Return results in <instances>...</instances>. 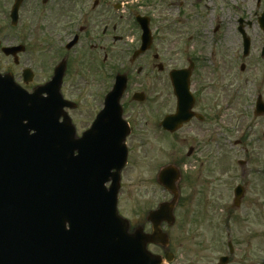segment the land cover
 I'll use <instances>...</instances> for the list:
<instances>
[{
  "label": "flooded vegetation",
  "instance_id": "flooded-vegetation-1",
  "mask_svg": "<svg viewBox=\"0 0 264 264\" xmlns=\"http://www.w3.org/2000/svg\"><path fill=\"white\" fill-rule=\"evenodd\" d=\"M222 1L233 2L236 16L234 37L225 39L220 35L215 43L212 38L208 44L209 53L215 57L217 47L223 48L224 45L234 43L237 46L234 47V52L227 54L230 60L224 57V66L220 60L214 62L213 68L210 67L214 75L212 79L220 82H213V79L208 83L199 72V69L205 71L208 67L207 57L193 54L185 59L186 64L181 65L173 59L163 58L160 53L165 50L168 42L171 41L174 46L179 41L176 34L180 30L178 24L181 18L193 17L198 20L204 14L203 6L206 18L210 12L221 7ZM215 13L217 21L211 26L213 36L225 29L221 26L219 12ZM263 21L264 0H0V73L13 78L29 93L38 91L41 96H46L59 91L68 102L65 109L78 135L87 131L98 112L103 109L106 95L114 87L119 74L127 75L128 86L122 106L124 118L132 128L128 137L129 148L131 149L134 139L149 153L156 150L158 139L161 141L160 145H164L162 148H166V152L157 154L160 161L156 158L150 165L149 174L151 180L156 181L160 169L169 165L174 175L179 176L175 218L184 200L182 186L185 182L194 208L208 213L209 207H221L223 213L218 218L222 220L218 221L217 228L221 231L219 237L222 238V255L212 264H217L223 255L229 256L226 262L231 264L235 262L234 255H237L235 251L238 248L235 240L226 242L224 213L228 218L233 211L231 209H235V212L246 209L247 219L258 216L260 208L257 203L264 201V166L258 163L261 159L254 152L253 144L247 142L252 135L248 134L250 123L245 124L241 139L234 141V144L239 142L238 144L243 145L244 158L239 157L236 165L223 166L221 159L224 156V146L217 139L216 129L222 127L223 116L232 107L230 105L227 108V102H218L222 98L218 91L223 88L221 80L230 77L231 61L237 56L241 60L240 70L243 73L255 68L262 75L260 86L255 88L258 96L253 112L256 118L264 117L257 116L255 112L258 99L264 101ZM145 34L149 37V43L146 39L143 40ZM143 45L145 49H142ZM170 50L173 49L169 46ZM174 69H183L186 73L182 76L189 75L191 100L185 95L181 105L178 104L176 85L170 73ZM156 70L167 81L162 93L165 107L159 119L153 108L151 84V75ZM49 82L48 90L45 86ZM255 82L259 83L258 80ZM244 87L245 84L243 89ZM69 90L73 92L70 93ZM136 93L140 95L135 97ZM83 103L91 104L87 106V111L83 109L87 122L80 126L79 120L74 118V112L80 110ZM133 104L142 107L146 105L149 109L137 110L132 107L129 114L127 107L130 108ZM164 118H167L166 128L160 124ZM220 174L233 180L226 192H222L221 187L217 192L215 188L221 183ZM164 191L168 197L159 199L155 206L148 207L145 210V220L141 223L134 224V218L123 212L122 198H119L120 211L130 220L131 233L135 229H142L145 234H152L154 224L160 225L159 228L169 235L170 246L149 244V247L154 253L166 258L170 255L175 261L177 255L172 250L171 234L167 228L176 224L171 225L168 221L159 224L150 219L152 210L162 202L174 199V194ZM215 194L217 198L212 197ZM152 202L143 201L142 207ZM213 219L214 217L206 215L201 220L215 222ZM229 223L230 221L227 227ZM228 235L231 237L230 233ZM248 246L243 250L246 255L241 256V263L246 261L264 264L260 258L263 244ZM254 250L258 255H251Z\"/></svg>",
  "mask_w": 264,
  "mask_h": 264
},
{
  "label": "water",
  "instance_id": "water-1",
  "mask_svg": "<svg viewBox=\"0 0 264 264\" xmlns=\"http://www.w3.org/2000/svg\"><path fill=\"white\" fill-rule=\"evenodd\" d=\"M180 73H173L177 74L179 105L185 95L190 97L186 78ZM1 84L0 264H165L147 244L168 245V236L163 235L165 240L158 226L153 236L138 230L130 233L128 221L118 214L121 170L127 163L126 138L130 134L120 105L126 79H118L108 95V110L91 129L97 134L88 135L89 131L79 141L57 121L64 115L65 123L72 125L59 91L44 101L34 95L11 96L13 90L5 92ZM256 112L264 113L260 99ZM107 118L117 125L102 135ZM78 145L82 149L76 156ZM110 178L113 183L106 188ZM178 178L169 165L161 169L159 183L175 198L152 214L156 220L173 222Z\"/></svg>",
  "mask_w": 264,
  "mask_h": 264
},
{
  "label": "rangeland",
  "instance_id": "rangeland-1",
  "mask_svg": "<svg viewBox=\"0 0 264 264\" xmlns=\"http://www.w3.org/2000/svg\"><path fill=\"white\" fill-rule=\"evenodd\" d=\"M224 3L222 1L221 7L215 11L219 12L221 26L225 28L221 33L217 36L212 35L213 28H211V26L217 21V13L210 12V14L206 16V19L205 7L203 6L204 14L202 17L197 18L198 20H195L193 17L190 19L185 17L181 18L180 24H178L180 30L176 34L177 40L179 41L174 43V46L171 44V41L166 44L165 50L160 53L163 58L167 60L173 59L175 63H180L182 65L183 63L186 64L185 59L193 54L207 57L206 60L209 61L208 67H206L205 71L199 69V72H201L206 82L211 83L214 79H212L214 75L210 67L213 68L214 62H219L220 60L224 66V57L230 60L227 54L234 52V47L237 46V43H234V45H224L223 48L217 47L216 49L218 50L215 60V57H212L208 50V44H210L212 38L214 39L213 43H215V41L217 42V37L222 36L221 38L225 37V39L234 37V25L236 20V16L234 15L235 8H233L232 1H226ZM169 46L173 50L169 51ZM231 64V75L221 80L223 88L218 91L222 96L218 102H227L226 107L228 108L230 105L232 107V109L228 110L225 116H223V120L221 121L222 127L216 129L217 139L221 140V144L224 146L222 149V155L224 156L221 162H223V166L236 165V160L239 157L244 158L243 145L238 144L239 142L234 144V141L241 139L240 137L244 132L245 124L250 123L248 134L250 133L252 135L247 142L249 141L253 144L254 152H256V155L261 159V162L258 163L264 166V117L256 118L253 112L256 103L255 99L258 96L255 88L260 86L262 75L259 74L255 68L243 73L240 70L241 60L238 59L237 56L232 59ZM158 74L156 70L155 74L151 75V84L153 89V108L157 111V118L159 119L165 107V97L162 93L165 90L164 87L167 81H165L166 78L161 76V74L160 76ZM246 77H248V80H246ZM257 80L259 83L255 82ZM213 82L220 81L214 79ZM244 84L245 87L243 89ZM69 92L72 93L73 91L69 90ZM228 94L229 96L227 97ZM214 100L215 97H213V102ZM89 104L91 103H83V107L74 112V118L75 120H79L78 124L80 126L85 125L87 122L83 109L86 110ZM93 105H91L92 108H94ZM132 107L135 109L137 108V110L149 109V106L146 105L142 107L133 104L130 108L127 107L129 114L132 112ZM243 140L246 142L245 139ZM132 143L131 149H129V165L125 169V177L122 180L123 186L120 197L122 198L123 212L130 217L132 216L135 224V222H143L146 216L145 210L148 207L155 206L157 200L168 197V194L157 181L151 180L149 174L150 165L156 160L157 154L163 153L164 151L166 152V148H162L164 145H160V139L156 142V144L158 143L156 150H153L151 153L143 147L141 148V145L137 143L136 139H134ZM159 149L162 151H159ZM157 159V161H160L159 158ZM227 177L228 176L220 174L221 183L215 186L217 192H219L220 187L222 188V192H226L230 189L228 186L233 180H228ZM182 189L184 190V200L177 210L176 225L167 228L171 234L172 250L177 255V260H175L173 264H212V262H217L222 255L220 249L222 238L220 239L219 237L221 231L217 228L219 226L218 221L220 222L222 219L218 218V216L223 213V210L219 205L209 207L207 210L208 213L203 209L194 208L193 203L189 199L190 190L186 182L182 186ZM211 195H213V193H211ZM212 197L217 198V194ZM143 201L153 202L142 207L143 204L141 202ZM228 204L230 205V203ZM257 206L260 208L258 216L249 219L245 217L246 209L244 208V210L240 212H235V209H231L233 211L231 212V216L228 217L229 219L226 218V213H224L226 242L228 240H235L238 248L237 251H235L237 255H234L235 262L231 264H243L241 263V256L246 255V252L243 250L247 247L249 248L248 245L254 246L259 244H263L261 248L263 253H260V258H262L264 262V201L259 204L257 203ZM206 215L214 217L213 221L215 222L201 220ZM228 221H230L229 227H227ZM228 233L231 234V237H229ZM251 255H258V252L254 250L251 252ZM244 264H251V262L244 261Z\"/></svg>",
  "mask_w": 264,
  "mask_h": 264
}]
</instances>
